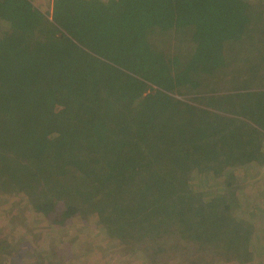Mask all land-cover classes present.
<instances>
[{
	"label": "trees",
	"instance_id": "trees-1",
	"mask_svg": "<svg viewBox=\"0 0 264 264\" xmlns=\"http://www.w3.org/2000/svg\"><path fill=\"white\" fill-rule=\"evenodd\" d=\"M263 140V2L0 0L5 193L93 214L128 251L157 256L167 236L247 262L263 237L229 202L252 190L195 191L190 176L264 160Z\"/></svg>",
	"mask_w": 264,
	"mask_h": 264
},
{
	"label": "rangeland",
	"instance_id": "rangeland-1",
	"mask_svg": "<svg viewBox=\"0 0 264 264\" xmlns=\"http://www.w3.org/2000/svg\"><path fill=\"white\" fill-rule=\"evenodd\" d=\"M250 1L264 3V0ZM30 2L44 13L51 12L53 0ZM230 171L233 175L225 171L226 175L213 180L194 174L190 182L195 191L214 192L217 188L226 190L224 180L232 177L240 192L252 190L249 198L240 201L237 197L229 202L232 217L239 222L247 220L248 229L263 237L262 244L252 240L254 246L249 248L253 254L247 262H240L233 251L224 252L213 244L206 243V247L199 249L192 243L167 236L166 247L157 256L145 246L128 251L119 239L107 234L93 214L70 216L62 202L42 212L23 195L0 190V264H264V160L239 165ZM107 172L102 170L94 181L102 184ZM214 235L222 236V241L226 237L223 238L219 229H215ZM227 236L230 240L238 238L237 234ZM243 237L242 233L240 240ZM240 243L244 247V242ZM256 251L263 253L257 255Z\"/></svg>",
	"mask_w": 264,
	"mask_h": 264
}]
</instances>
